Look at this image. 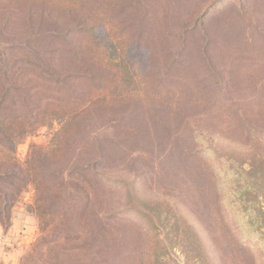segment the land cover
I'll return each instance as SVG.
<instances>
[{"label": "rangeland", "instance_id": "374dc122", "mask_svg": "<svg viewBox=\"0 0 264 264\" xmlns=\"http://www.w3.org/2000/svg\"><path fill=\"white\" fill-rule=\"evenodd\" d=\"M235 2L134 0L127 15L156 72L173 84L178 97L193 101L200 84L201 96L204 92L209 101L190 118L219 133L220 142H210L211 153L189 140L186 121L168 119L165 128L135 100L124 107H93L85 80H44L48 74L58 81L70 73L62 46L28 23L29 9L16 0H0V81L5 85L0 96L12 88L6 107L33 115L51 99L72 96L87 109L62 155L42 163L44 207L55 210L50 218L42 220L36 212L33 183L11 211L4 198L14 192L12 182L0 183V264H56L51 259L59 247L66 248L70 264H143L147 239L129 208L145 209L150 200L157 205L165 240L155 248L162 253L161 264H264L256 242L243 237L222 192L197 165L230 153L249 171L253 152L263 146L248 142L239 111L251 110L254 130L264 134V0H241L244 6L230 9ZM59 127L52 121L26 136L16 147L17 162L26 164L32 146L49 144ZM260 167L259 162V175L254 171L245 180L262 186L252 190L264 211ZM98 174L108 181H98ZM128 183L139 196L127 191ZM97 233L106 239L99 248Z\"/></svg>", "mask_w": 264, "mask_h": 264}, {"label": "trees", "instance_id": "16d2710c", "mask_svg": "<svg viewBox=\"0 0 264 264\" xmlns=\"http://www.w3.org/2000/svg\"><path fill=\"white\" fill-rule=\"evenodd\" d=\"M23 8L30 10L28 23L48 32L54 42L62 46L65 60L71 71L61 80L52 79L54 74L43 78L54 84L68 83V79H82L88 83V97L93 107H124L129 101L139 102L142 108L154 115L159 126L166 128L169 120L187 122L188 138L202 147V151L214 153L210 142H220L219 135L190 118V115L201 111L208 104L201 86L197 84V97L193 101H183L178 97L173 84L161 78L154 68L150 54L143 48L135 36V32L127 21L128 9L134 7V0H16ZM244 6L237 0L230 9ZM203 22L205 15H203ZM199 81V78H198ZM200 82V81H199ZM0 86H5L0 81ZM12 88H6L0 96V183L12 182L13 193L5 198V208L11 211L19 195L29 183L36 189V212L42 220L50 218L55 210L45 209L42 196L41 166L47 161L58 159L66 149L67 139L75 133L87 109L73 101V98H54L35 114L17 112L6 107L8 98H12ZM251 110H240V126L248 142H262L253 152V160L249 171L240 163V157L227 153L217 154L214 160H199L197 165L200 174L222 192L223 205H228L227 212L233 216L240 227L243 237L253 239L260 257H264V211L259 209L255 189L260 184L245 180V175L254 174L260 162L264 170V134L253 128ZM58 121L60 127L55 131L49 144L33 145L28 153L26 164L17 162L15 150L24 138L35 132L41 125ZM257 125V124H256ZM259 122V126H260ZM235 131H237L235 129ZM197 154V153H196ZM195 155V153H194ZM4 169V170H3ZM256 175L259 173L256 171ZM20 174L23 175L20 178ZM98 181H108L104 174H98ZM17 180V181H15ZM259 181V179L257 180ZM4 182V183H6ZM127 191L139 192L134 184H127ZM263 189V188H262ZM130 207L129 211L136 217L132 220L147 239V254L143 264H161L162 253L155 250L165 240L159 234V216L155 214L157 205ZM157 216V218H156ZM45 228H43L44 230ZM99 239H98V237ZM95 248H99L106 240L102 234L93 236ZM102 242V243H101ZM97 243V244H96ZM245 246V243L241 245ZM51 262L70 264L65 258L66 248L59 247ZM94 248H91L93 250ZM162 249V248H161ZM210 263L209 261H206Z\"/></svg>", "mask_w": 264, "mask_h": 264}]
</instances>
